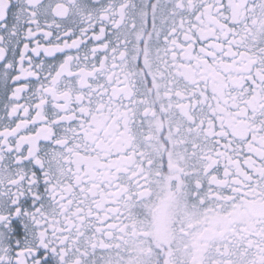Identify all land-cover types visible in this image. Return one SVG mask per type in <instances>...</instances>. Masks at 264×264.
Instances as JSON below:
<instances>
[{"label":"snow or ice","instance_id":"6c2138e0","mask_svg":"<svg viewBox=\"0 0 264 264\" xmlns=\"http://www.w3.org/2000/svg\"><path fill=\"white\" fill-rule=\"evenodd\" d=\"M0 264H264V0H0Z\"/></svg>","mask_w":264,"mask_h":264}]
</instances>
